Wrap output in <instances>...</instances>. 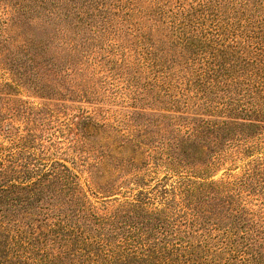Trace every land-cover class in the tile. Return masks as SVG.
Instances as JSON below:
<instances>
[{"label":"trees","instance_id":"1","mask_svg":"<svg viewBox=\"0 0 264 264\" xmlns=\"http://www.w3.org/2000/svg\"><path fill=\"white\" fill-rule=\"evenodd\" d=\"M241 1L264 12V0ZM0 2L22 35L30 38L33 24L41 38H68L106 1ZM245 63L236 70L241 94L226 96L215 118L153 113L115 134L93 133L88 121L84 136L107 139L88 169V191L104 198L101 208L72 166L44 157L30 117L23 134L2 121L8 105L0 97V135L9 138L0 144V264H263L264 60L246 71ZM254 199L262 203L258 218L247 208Z\"/></svg>","mask_w":264,"mask_h":264},{"label":"rangeland","instance_id":"2","mask_svg":"<svg viewBox=\"0 0 264 264\" xmlns=\"http://www.w3.org/2000/svg\"><path fill=\"white\" fill-rule=\"evenodd\" d=\"M105 1L68 38H41L33 24L25 30L31 37L22 35L0 2V97L8 105L2 121L23 134L30 117L44 157L72 166L99 208L104 198L88 191V169L107 139L84 136L88 121L93 133L104 127L115 134L153 113L215 118L223 113L213 110L244 79L238 64L249 61L246 71L264 60V27L257 29L264 12L241 0ZM185 21L197 33L182 29ZM0 144L9 145L2 132ZM258 146L264 154V137ZM243 167L239 161L231 172ZM247 208L258 218L262 203L254 199Z\"/></svg>","mask_w":264,"mask_h":264}]
</instances>
